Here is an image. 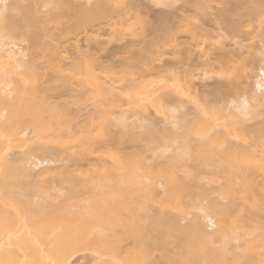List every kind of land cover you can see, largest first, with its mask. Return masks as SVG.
Returning a JSON list of instances; mask_svg holds the SVG:
<instances>
[{
	"label": "bare ground",
	"instance_id": "6f19581e",
	"mask_svg": "<svg viewBox=\"0 0 264 264\" xmlns=\"http://www.w3.org/2000/svg\"><path fill=\"white\" fill-rule=\"evenodd\" d=\"M0 264H264V0H0Z\"/></svg>",
	"mask_w": 264,
	"mask_h": 264
}]
</instances>
